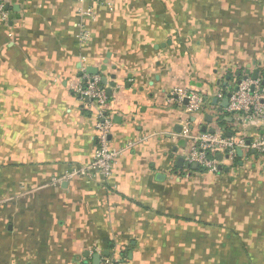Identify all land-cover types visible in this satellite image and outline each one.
Instances as JSON below:
<instances>
[{"label": "crops", "instance_id": "obj_1", "mask_svg": "<svg viewBox=\"0 0 264 264\" xmlns=\"http://www.w3.org/2000/svg\"><path fill=\"white\" fill-rule=\"evenodd\" d=\"M110 1L16 0L0 19V264H264V154L209 174L178 136L212 130L224 83L264 81V0ZM89 67L121 152L107 180L74 174L96 150L97 110L73 92ZM175 88L210 114L167 102ZM231 134L264 140V123Z\"/></svg>", "mask_w": 264, "mask_h": 264}, {"label": "built area", "instance_id": "obj_2", "mask_svg": "<svg viewBox=\"0 0 264 264\" xmlns=\"http://www.w3.org/2000/svg\"><path fill=\"white\" fill-rule=\"evenodd\" d=\"M73 2H89L96 7H105L109 11L112 10L110 0H72ZM80 15H89L90 10L79 11ZM0 19L7 21V13L3 4L0 2ZM79 38L84 41L86 34H80ZM260 79L240 81L236 92H229L228 106L219 116H214L212 125V134L203 132L192 134L185 124L178 136L184 139L187 147L182 157L188 166L196 165V167L204 170L209 174H215L223 165L234 162L236 151H256L264 154V140H257L252 143H246L242 139H233L228 137L220 129V117L231 118V133L241 132L246 125L261 126L264 123V87L261 85ZM75 95L85 100L89 106L97 110L95 124V142L96 150L92 161L85 167L74 170V174L94 178L99 175L107 180L111 178L114 167L120 156L119 150L110 147L109 136L112 128L111 117L107 115L106 107L108 98L103 88L99 85L97 76L87 77L82 85L73 89ZM220 101L224 97L219 91L216 95ZM167 102L175 104L185 113L193 116L199 121L203 120L204 114H210L209 109L212 106L207 104L197 93L186 91L179 88L173 89L167 97ZM213 117V116H212ZM232 135V134H231ZM220 155L221 160L217 159ZM100 264H114L109 258H103Z\"/></svg>", "mask_w": 264, "mask_h": 264}, {"label": "water", "instance_id": "obj_3", "mask_svg": "<svg viewBox=\"0 0 264 264\" xmlns=\"http://www.w3.org/2000/svg\"><path fill=\"white\" fill-rule=\"evenodd\" d=\"M7 1V3H5V5H4V10L5 11H8V6H9V2L10 3H12L14 6H13V11H14V13H16V14H18L19 13V10H20V7H19V5H20V3L18 2H16V0H6ZM249 69V68H248ZM100 71H105V69L104 68H101V70ZM85 73H86V75H88V76H98V74H99V70L98 69H96V68H92V67H89V68H87L86 70H85ZM249 73H247V75L245 76V77H242V79H239L236 83H234V85L233 86H231V87H226L227 86V83H224L223 85H222V91H221V93H222V95L224 96L223 98H222V100H218L217 98H214V99H212V101H211V104H212V106H218L219 107V109H218V112L219 113H223V111L224 110H226V108H227V106H228V98L230 97V93L229 92H236L237 91V88H238V85L240 84V81H245V80H247L248 78H249ZM236 76L238 77V78H240V72H237V74H236ZM258 76H259V71H257V70H254L253 71V73L251 74V77H250V79L251 80H256L257 78H258ZM229 76H227L226 77V80L228 81L229 80ZM101 84L102 85H105L106 84V80L104 79V78H102L101 79ZM261 85H262V87H264V81H262L261 82ZM107 92V95L108 96H110V90H107L106 91ZM205 119H206V121L207 122H211V117L210 116H206L205 117ZM224 121L226 122H228V123H231V118H224ZM203 131H206V129H204L203 128ZM214 131L213 130H211V131H209V133H213ZM230 135H231V133H227V136L228 137H230ZM236 155H237V157H241L242 156V151H240V150H237L236 151ZM217 159L220 161L221 160V157H220V155H218L217 156ZM192 169H197V167H196V165H192ZM225 172H226V170H225ZM108 251H105L104 253H103V256L104 257H108ZM85 257H88L87 255L85 256ZM92 264H100V256L99 255H94L93 257H92Z\"/></svg>", "mask_w": 264, "mask_h": 264}, {"label": "trees", "instance_id": "obj_4", "mask_svg": "<svg viewBox=\"0 0 264 264\" xmlns=\"http://www.w3.org/2000/svg\"><path fill=\"white\" fill-rule=\"evenodd\" d=\"M220 124H222V125L225 124L224 117H220ZM198 171L202 172V171H204V170H202V169L199 168ZM203 173H204V172H203ZM114 264H117V263H114Z\"/></svg>", "mask_w": 264, "mask_h": 264}, {"label": "rangeland", "instance_id": "obj_5", "mask_svg": "<svg viewBox=\"0 0 264 264\" xmlns=\"http://www.w3.org/2000/svg\"><path fill=\"white\" fill-rule=\"evenodd\" d=\"M219 126H221V125H219ZM212 127H214V125Z\"/></svg>", "mask_w": 264, "mask_h": 264}]
</instances>
